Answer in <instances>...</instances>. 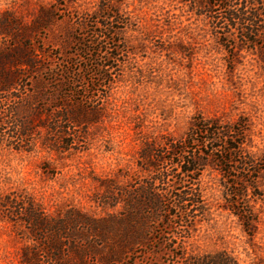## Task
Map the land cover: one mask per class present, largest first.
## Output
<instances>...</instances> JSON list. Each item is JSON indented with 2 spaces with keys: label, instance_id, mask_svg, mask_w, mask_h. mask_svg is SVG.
Masks as SVG:
<instances>
[{
  "label": "rangeland",
  "instance_id": "rangeland-1",
  "mask_svg": "<svg viewBox=\"0 0 264 264\" xmlns=\"http://www.w3.org/2000/svg\"><path fill=\"white\" fill-rule=\"evenodd\" d=\"M102 10L114 17L108 29L94 25ZM29 55L41 68L15 79L10 57ZM3 78L16 85L0 95V264H174L137 249L149 228L134 201L181 182L159 183L170 166L153 157L197 117L243 120L245 151L264 161V49L229 54L180 0H0ZM67 112L81 124L60 121ZM24 118L34 131L22 139ZM225 181L212 165L200 174L209 213L184 247L264 264V170L248 191L250 235L226 208Z\"/></svg>",
  "mask_w": 264,
  "mask_h": 264
},
{
  "label": "trees",
  "instance_id": "trees-1",
  "mask_svg": "<svg viewBox=\"0 0 264 264\" xmlns=\"http://www.w3.org/2000/svg\"><path fill=\"white\" fill-rule=\"evenodd\" d=\"M180 2L188 6L190 14L206 16L211 21L215 37L229 54L239 48L264 49V0H180ZM104 12L106 11L102 10L103 16L95 21V27L101 25L108 29L105 21H110L114 17ZM100 34L106 35L103 32ZM78 46L80 54L89 53V48L83 42L79 41ZM99 52L101 53L102 49ZM90 58L92 57L89 56V60ZM9 61L18 71L13 73L15 79L19 78L21 71L30 72L41 68L31 55L22 58L11 56ZM104 61L102 67H109V60ZM96 75L101 80L107 79L100 66L97 67ZM3 80L5 82L0 86V95L11 94L10 91L14 89L16 83L13 86L6 78ZM65 81L63 87L66 85V88H70L72 84L68 79ZM66 94L67 92L64 95ZM1 103L0 101V105ZM41 110L39 114L43 113ZM70 116L72 117V114L67 112L59 120L72 121L77 126L81 124V120H74ZM17 118L19 119V116ZM18 122L20 125L24 124V128L19 126L18 133V137L23 139L27 132L33 130V125L28 118L20 119ZM244 123L243 120H238L232 124H223L218 119L203 120L197 117L183 140L170 143L156 152L153 160L170 166L159 173L157 178L159 183L166 184L169 177L177 178L181 182L174 183L172 190L167 193L156 190L154 185L142 188L138 192L134 204L138 209L140 226L149 228L146 232L143 229L141 237L146 240L145 242L141 240L137 247L144 256L149 255L157 260L160 256L166 257L174 264H238L224 251L201 255L189 254L184 247V241L198 223L207 221L209 208L201 196L199 177L208 165H212L223 180H226L225 187L229 192L225 198L227 210L238 219L244 233L250 235L254 231L257 217L249 205L248 191L255 189L257 180L264 170V161L255 159L251 153L245 151ZM2 125L3 123L0 124V130ZM71 144L69 143L67 147ZM152 163L151 167L155 168L156 164ZM183 178L189 180L187 186H183Z\"/></svg>",
  "mask_w": 264,
  "mask_h": 264
}]
</instances>
